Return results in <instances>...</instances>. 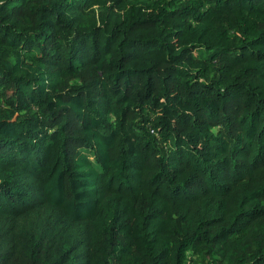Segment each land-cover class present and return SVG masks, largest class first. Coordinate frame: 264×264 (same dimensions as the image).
<instances>
[{
  "label": "trees",
  "instance_id": "1",
  "mask_svg": "<svg viewBox=\"0 0 264 264\" xmlns=\"http://www.w3.org/2000/svg\"><path fill=\"white\" fill-rule=\"evenodd\" d=\"M0 264H264V0H0Z\"/></svg>",
  "mask_w": 264,
  "mask_h": 264
},
{
  "label": "rangeland",
  "instance_id": "2",
  "mask_svg": "<svg viewBox=\"0 0 264 264\" xmlns=\"http://www.w3.org/2000/svg\"><path fill=\"white\" fill-rule=\"evenodd\" d=\"M198 52V54L200 55V56H203L205 53H206V51L205 50H198L197 51Z\"/></svg>",
  "mask_w": 264,
  "mask_h": 264
}]
</instances>
